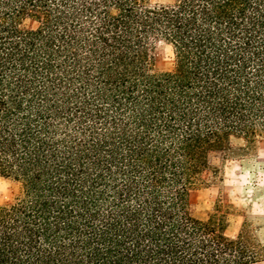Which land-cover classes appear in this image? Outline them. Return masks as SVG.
<instances>
[{
	"label": "trees",
	"instance_id": "16d2710c",
	"mask_svg": "<svg viewBox=\"0 0 264 264\" xmlns=\"http://www.w3.org/2000/svg\"><path fill=\"white\" fill-rule=\"evenodd\" d=\"M259 140L264 0H0V264H257L189 194Z\"/></svg>",
	"mask_w": 264,
	"mask_h": 264
},
{
	"label": "rangeland",
	"instance_id": "374dc122",
	"mask_svg": "<svg viewBox=\"0 0 264 264\" xmlns=\"http://www.w3.org/2000/svg\"><path fill=\"white\" fill-rule=\"evenodd\" d=\"M168 3L172 0H152ZM34 22L25 20L24 27ZM157 71L170 70L173 66L171 47L158 42L154 48ZM236 146L243 145L241 139L232 138ZM209 160L217 171L204 174L205 184L195 187L189 194V212L196 218L206 220L219 208L226 212V234L235 237L245 217L253 219L258 225L257 235L264 243V140L244 150L230 153L215 151L209 154ZM16 191V184L0 177V202L8 200ZM257 264H264V260Z\"/></svg>",
	"mask_w": 264,
	"mask_h": 264
}]
</instances>
